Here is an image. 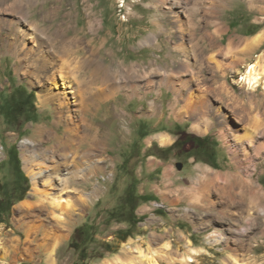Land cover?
Instances as JSON below:
<instances>
[{
  "label": "rangeland",
  "instance_id": "374dc122",
  "mask_svg": "<svg viewBox=\"0 0 264 264\" xmlns=\"http://www.w3.org/2000/svg\"><path fill=\"white\" fill-rule=\"evenodd\" d=\"M179 1L184 8L177 11ZM155 20L163 32L160 46L142 42L156 30ZM92 21L97 35L91 32ZM57 25L70 26L69 34L96 36L95 44L105 40L101 55L106 63L142 64L141 74L158 59L161 75L174 72L181 83L188 59L192 85L204 87L208 97L211 124L205 133H196L192 127L199 116L182 112L189 83L175 93L158 85L161 75L153 90L139 77L136 95L123 91L108 104L123 108V117L109 116L106 105L99 112L98 122L109 131L106 169L96 181L98 194L78 206L61 231L54 262L39 251L0 250V264H264V90L240 83L248 64L258 57L264 63V0H0V200L6 209L0 213V240L10 249L9 239L22 234L20 206L32 198L22 145L36 137L39 125L50 127L54 119L50 107L39 102L43 87H50L49 73L33 77L27 71L43 62L38 52L50 48V32ZM29 27L44 40L34 44L24 38L22 30ZM9 42L14 48H8ZM30 48L36 51L29 55ZM154 99L155 113L150 110ZM249 122L261 127L259 157L254 145L237 140ZM184 133L207 139L200 147L174 146ZM162 134L170 140L161 143ZM12 148L27 179H16ZM206 167L220 173L250 171L261 202H248L250 194L229 200L212 187H207V199L198 200L195 189ZM130 210L137 223L128 220ZM190 248L197 253L185 262Z\"/></svg>",
  "mask_w": 264,
  "mask_h": 264
},
{
  "label": "bare ground",
  "instance_id": "6f19581e",
  "mask_svg": "<svg viewBox=\"0 0 264 264\" xmlns=\"http://www.w3.org/2000/svg\"><path fill=\"white\" fill-rule=\"evenodd\" d=\"M177 7V11L184 8L180 1L177 2ZM19 22L22 23V20L19 19ZM155 25L156 30L142 40L144 44L151 46L162 44L160 36L163 32L160 31V21L157 20ZM90 28L94 35L98 34L99 28L95 21L91 22ZM70 29H72L70 26L57 25V28L50 32V48L38 52L43 62L36 65L35 69L27 71L33 77L42 76V72L50 74L45 77L47 83L50 82V87H43L44 93L39 95V102L44 108L50 107L54 119L50 127L39 125L36 137L26 140L22 145L24 168L33 183L32 198L20 206V217L17 221L22 234L9 239L10 249L3 240H0V250L4 252L31 255L39 251L53 262L62 240L61 231L80 209L78 206L88 203L99 192L96 181L100 172L106 169L104 164L107 160L106 153L109 151V131L103 129L102 124L98 122L99 112L106 105V113L109 116L111 114L116 118L123 117L126 114L123 108L108 104L123 91H126L127 96L136 95L140 90L139 77H143L147 87L153 90L154 79L161 75L162 67L157 59L147 67L149 69L145 73L141 74L142 64H139L140 68L135 64L131 66L121 63L108 64L101 55L105 40H99L100 42L95 44L96 36L87 38L86 33L82 35L81 31L69 34ZM22 35L24 38L34 39V44L36 40L43 39L30 27L22 30ZM259 37L253 42H257ZM82 44H86L88 49L82 47ZM7 45H10L8 46L10 49L14 48L10 42ZM179 46L182 44L175 49ZM182 50L188 57L190 51L185 48ZM35 51L33 48L28 49L29 55ZM261 62L263 60L258 57L256 62L248 64L240 80V83L243 82L253 91L259 87L264 90V63L261 65ZM191 68L187 59L185 69L181 72L183 76L181 83L176 80L178 79L176 73L169 72L170 74L161 75L158 85L181 93L182 87L189 83V93L182 112L199 116V122H195L192 129L203 134L211 124L206 118L209 108L208 97L203 91L204 87L199 84L192 85L194 80ZM150 108L153 113L157 112L156 99L151 101ZM258 123L249 122L248 125H244L243 134L237 136L241 143L248 142L254 145L257 157L261 156L263 148L261 143L256 144L257 133L260 130ZM158 138L161 143L170 140L167 134H162ZM250 158L246 153V159ZM240 163V167H243L244 163L242 161ZM256 167L255 165L254 168ZM246 171L247 173L245 171L235 174L220 173L206 167L204 179H200V186L195 189L197 199H207L205 193L207 187H212L229 200H236L239 196L243 200L250 194L252 199L247 201L258 204L262 198L261 189L253 181L252 173ZM196 253V249L190 248L182 257L183 261H193Z\"/></svg>",
  "mask_w": 264,
  "mask_h": 264
},
{
  "label": "trees",
  "instance_id": "16d2710c",
  "mask_svg": "<svg viewBox=\"0 0 264 264\" xmlns=\"http://www.w3.org/2000/svg\"><path fill=\"white\" fill-rule=\"evenodd\" d=\"M30 104H34V102L32 101ZM16 108H12L11 111L8 112V114L10 115V113H14L17 110ZM207 137L201 138L199 136H195L192 133H184V134H180L179 138L174 142V146H184L187 144H192L194 145V147H200L202 144V141H206ZM11 156H10V160L13 162L14 165V170L15 173L17 175V180L19 181L20 178H26L24 177V172L22 170V166H21V162L20 159L18 158V156L15 154L14 149L12 148L11 150ZM27 179V178H26ZM19 183V182H18ZM144 200H150V198H148V196H144L143 197ZM3 202L0 200V213H4L6 212V209L3 208ZM8 206V204H6V207ZM130 216L128 217L129 221H132L133 223H137L138 221L133 220L131 217L132 215H135V210H130L129 212ZM86 232L85 230H83V233ZM79 233V230L76 231V234Z\"/></svg>",
  "mask_w": 264,
  "mask_h": 264
},
{
  "label": "crops",
  "instance_id": "0c3cea01",
  "mask_svg": "<svg viewBox=\"0 0 264 264\" xmlns=\"http://www.w3.org/2000/svg\"><path fill=\"white\" fill-rule=\"evenodd\" d=\"M31 1V0H30Z\"/></svg>",
  "mask_w": 264,
  "mask_h": 264
}]
</instances>
